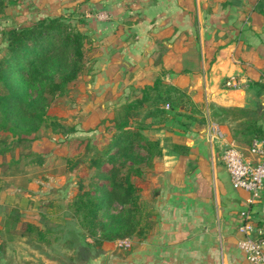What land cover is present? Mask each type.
Here are the masks:
<instances>
[{
	"label": "crops",
	"instance_id": "obj_1",
	"mask_svg": "<svg viewBox=\"0 0 264 264\" xmlns=\"http://www.w3.org/2000/svg\"><path fill=\"white\" fill-rule=\"evenodd\" d=\"M70 1L99 32L98 70L128 80L134 100L145 97L142 132L161 150L147 169L152 229L113 264H252L238 226L248 212L264 247V184L254 199L232 187L222 152L234 146L252 163L264 159V138L254 136L264 131V0ZM229 77L241 85L224 86ZM255 140L262 152L251 151ZM8 170L0 169V264L15 213Z\"/></svg>",
	"mask_w": 264,
	"mask_h": 264
},
{
	"label": "trees",
	"instance_id": "obj_2",
	"mask_svg": "<svg viewBox=\"0 0 264 264\" xmlns=\"http://www.w3.org/2000/svg\"><path fill=\"white\" fill-rule=\"evenodd\" d=\"M2 7L0 0V10ZM87 37L59 16L5 31L6 45L0 56V134L6 131L16 138L6 141L0 135L1 170L16 166L21 158L34 154L24 151L27 147L23 142L28 139L18 133L36 129L44 120L45 98L63 94L68 84L84 71ZM145 100L141 97L128 103L123 120L115 122L114 131H110L101 147H96L90 137L75 138L71 141L70 153L61 156L62 172H71L83 165L84 173L77 178L67 207L77 218L88 248L99 249L104 242L127 237L140 241L152 229L151 211L134 180L161 155L159 142L142 132L144 120L137 121ZM130 119H134V126ZM255 130L256 138H264V131ZM33 161L42 164L41 155ZM116 205L119 211L110 212ZM17 221L11 215L4 224L6 230L39 243H49L47 229L31 222H24L21 229H16Z\"/></svg>",
	"mask_w": 264,
	"mask_h": 264
},
{
	"label": "rangeland",
	"instance_id": "obj_3",
	"mask_svg": "<svg viewBox=\"0 0 264 264\" xmlns=\"http://www.w3.org/2000/svg\"><path fill=\"white\" fill-rule=\"evenodd\" d=\"M2 3L0 56L5 49L7 29L31 25L46 17L59 16L71 23L75 29L88 35L85 41L84 71L68 84L63 94L45 98L42 113L44 120L36 129L27 133H18L28 139L23 142L27 147L24 151L30 150L34 154L21 158L16 166L8 170L11 174L8 177L10 211H15L11 214L47 229L49 232L46 236L49 243H39L29 237L5 230L2 234L6 243L3 264H100L99 260L104 255L106 257L104 264H113L114 258H124L127 255L133 246V240L127 248L119 247L116 240L105 246H102L103 243L99 249L87 247L82 237V228L67 207L74 193L77 178L84 173L83 165H79L71 172H62L64 164L61 156L70 153L71 141L75 138L90 137L96 147H101L105 138L110 135V131H114L115 122L123 120L128 103L134 101V94L127 85L128 80L114 81V76L107 74L108 67L98 70L104 53L103 49L101 53L98 46L101 41L95 38L98 37L99 32L93 27H86L79 2L2 0ZM118 33L117 31L115 35ZM114 49L115 47L113 49L106 47L111 56L108 60H118V70H124L127 74V67L120 62ZM139 111L137 121H143L144 106ZM130 122L135 125L134 119H130ZM69 129L73 131L68 132ZM0 135L6 141L16 138V135L6 131ZM20 149L17 148L16 152ZM38 155H41L42 164L33 161ZM134 180L141 187V198L148 202L151 182L147 169L141 177ZM147 180L149 183L146 185ZM11 183L18 184L19 189L15 190ZM13 202H18L19 209L11 205ZM119 209L120 207L116 205L110 212L116 213ZM20 219L15 225L16 229H21L23 226ZM87 240L91 241L90 238Z\"/></svg>",
	"mask_w": 264,
	"mask_h": 264
},
{
	"label": "built area",
	"instance_id": "obj_4",
	"mask_svg": "<svg viewBox=\"0 0 264 264\" xmlns=\"http://www.w3.org/2000/svg\"><path fill=\"white\" fill-rule=\"evenodd\" d=\"M226 87H239L240 79L229 77L224 80ZM251 151L262 152L258 141H254ZM222 161L229 173L232 187L250 192L251 197L257 198L261 187L264 184V159L255 163L245 159L241 152L234 146L226 147L222 152ZM238 230L244 235L239 240L238 247L245 254L247 260L252 264H264L263 241L254 235L255 228L248 212L242 213V222ZM131 243L130 238L117 239L119 247L127 248Z\"/></svg>",
	"mask_w": 264,
	"mask_h": 264
},
{
	"label": "water",
	"instance_id": "obj_5",
	"mask_svg": "<svg viewBox=\"0 0 264 264\" xmlns=\"http://www.w3.org/2000/svg\"><path fill=\"white\" fill-rule=\"evenodd\" d=\"M99 262H100V264H104V262H105V255H104V257H102V258L99 260Z\"/></svg>",
	"mask_w": 264,
	"mask_h": 264
}]
</instances>
